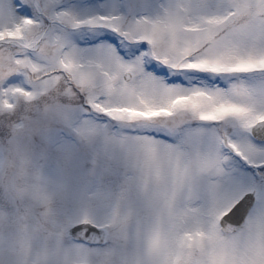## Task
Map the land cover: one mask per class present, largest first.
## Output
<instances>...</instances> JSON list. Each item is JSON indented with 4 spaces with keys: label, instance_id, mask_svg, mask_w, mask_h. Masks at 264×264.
Instances as JSON below:
<instances>
[{
    "label": "snow or ice",
    "instance_id": "1",
    "mask_svg": "<svg viewBox=\"0 0 264 264\" xmlns=\"http://www.w3.org/2000/svg\"><path fill=\"white\" fill-rule=\"evenodd\" d=\"M0 264H264V0H0Z\"/></svg>",
    "mask_w": 264,
    "mask_h": 264
}]
</instances>
